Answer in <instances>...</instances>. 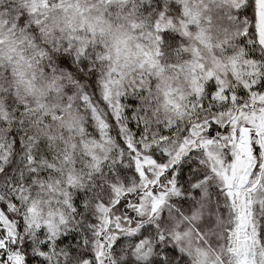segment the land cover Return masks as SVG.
Wrapping results in <instances>:
<instances>
[{
  "label": "snow or ice",
  "instance_id": "snow-or-ice-1",
  "mask_svg": "<svg viewBox=\"0 0 264 264\" xmlns=\"http://www.w3.org/2000/svg\"><path fill=\"white\" fill-rule=\"evenodd\" d=\"M0 264H264V0H0Z\"/></svg>",
  "mask_w": 264,
  "mask_h": 264
}]
</instances>
